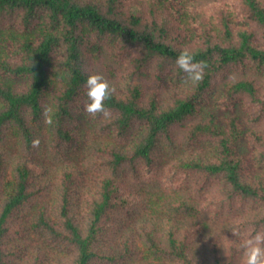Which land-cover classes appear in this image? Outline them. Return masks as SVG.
<instances>
[{"label": "trees", "instance_id": "16d2710c", "mask_svg": "<svg viewBox=\"0 0 264 264\" xmlns=\"http://www.w3.org/2000/svg\"><path fill=\"white\" fill-rule=\"evenodd\" d=\"M253 229L264 0H0V264H242Z\"/></svg>", "mask_w": 264, "mask_h": 264}, {"label": "clouds", "instance_id": "9594fccd", "mask_svg": "<svg viewBox=\"0 0 264 264\" xmlns=\"http://www.w3.org/2000/svg\"><path fill=\"white\" fill-rule=\"evenodd\" d=\"M195 53L183 49L176 59L177 66L187 74V79L193 85H198L204 78L206 62L196 61ZM87 101L84 103V111L95 118L98 114L104 118H111L112 113L105 107V100L109 99L114 91L107 80L99 73L87 76L85 82ZM45 123H53L50 112H45ZM39 138L32 141V146L38 148ZM242 249V264H264V230H250L240 242Z\"/></svg>", "mask_w": 264, "mask_h": 264}]
</instances>
